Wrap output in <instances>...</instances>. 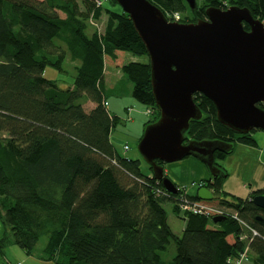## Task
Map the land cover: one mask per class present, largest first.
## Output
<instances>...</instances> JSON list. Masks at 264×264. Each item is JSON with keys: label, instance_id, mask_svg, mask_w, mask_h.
<instances>
[{"label": "trees", "instance_id": "1", "mask_svg": "<svg viewBox=\"0 0 264 264\" xmlns=\"http://www.w3.org/2000/svg\"><path fill=\"white\" fill-rule=\"evenodd\" d=\"M149 1L169 21L178 14V22L195 23L206 19L209 7L236 6L264 23V0H197L195 10L186 0ZM109 3L119 6L116 0ZM103 17L104 31L88 34L90 24ZM244 28L249 30L245 23ZM125 53L147 58L121 64V71L133 84V98L151 111L148 126L160 116L150 61L121 8L110 10L95 0H0V218L13 237L0 239L1 257L10 243L32 255L42 237H47V259L56 264H232L229 260L248 246L232 217L215 224L213 218L187 216L177 236L164 208L173 202L178 214L177 194H159L163 186L152 168L146 163L145 172L142 158L124 157L111 142L120 119L107 108L105 65L118 64ZM68 60L76 72L71 87L45 78L47 67L66 72ZM194 101L203 116L191 123L187 142L232 145L215 154L221 176L203 182L214 195L209 204L232 210L256 230L249 253L253 264H264V210L253 203L264 188L245 199L225 192L229 174L220 164L237 144L256 146V131L233 132L217 121L209 99L196 94ZM87 102L95 104L89 112ZM172 244L175 256L167 262L163 253Z\"/></svg>", "mask_w": 264, "mask_h": 264}, {"label": "water", "instance_id": "2", "mask_svg": "<svg viewBox=\"0 0 264 264\" xmlns=\"http://www.w3.org/2000/svg\"><path fill=\"white\" fill-rule=\"evenodd\" d=\"M146 47L151 86L159 119L146 126L138 143L141 158L152 168L153 178L172 195L178 186L165 175L164 164L188 157L201 160L212 178L221 176L215 165L216 152H229L232 145L219 141H189L186 133L203 114L194 101L196 94L215 106L217 121L241 135L264 132V23L247 8L226 10L209 7L206 19L195 23L169 21L149 0H116ZM195 10L196 0H186ZM244 23L249 26L245 30ZM199 200L211 202L207 188ZM264 210V196L253 199ZM226 217L213 218L215 224Z\"/></svg>", "mask_w": 264, "mask_h": 264}, {"label": "rangeland", "instance_id": "3", "mask_svg": "<svg viewBox=\"0 0 264 264\" xmlns=\"http://www.w3.org/2000/svg\"><path fill=\"white\" fill-rule=\"evenodd\" d=\"M106 7L110 10H115V8H117V11L120 12L119 6H114L110 3H107L105 5V8ZM105 23V18L96 23H91L88 29V34L94 32L95 29L103 32ZM139 61L146 62L147 58L135 57L131 54L125 53L122 54V56L119 58L118 67H114V69L112 70V63L110 62V60H107V66H109V69L107 71V86L105 89V97L107 99L106 104L108 106V110L110 111L111 115L116 116L120 119L118 125L113 129L111 133V136L115 140L113 141V144L119 150L121 155H123L124 157L135 159H141L138 151V143L145 132L146 124L153 119V116L147 115L149 109L133 98V84L127 79L126 76H124L119 65ZM74 66L75 64H72L68 60L65 65L66 72H59L53 67H47L45 69L44 76L46 79L55 81L59 85H63V81L65 83H71L76 74ZM136 107L138 109H136ZM255 131H257V133H262L261 130ZM125 145H127L130 150L125 151ZM238 157L243 156L241 152L236 149L234 154H232L231 156L232 160H230L229 158L230 162H228V168L232 172V174L227 178L228 182L225 186V189L239 198H246L250 192V188L261 189L264 187V167H258V165H254V163L251 162V164H248L249 166L244 167L245 169H242L243 171L239 170L237 164ZM194 159L204 164L199 159L188 157L180 162L166 164L165 168L170 170V177H179L186 174L191 175L192 171L194 170L191 161H193ZM141 167L145 172H147L148 168L144 161H142ZM173 205V202H166L164 208L171 222L176 221L179 225H182L183 223H185V220L175 214V212L173 211ZM175 230L178 229L175 227ZM4 236L8 237L9 240L13 239L9 227L4 225L0 218V239H2ZM46 244L47 237H42L40 242L34 249L32 255H28L19 246L10 243L4 250V256H0V264H56L54 260L47 259L44 252ZM174 256L175 246L174 244H172L168 248V250L163 253V257L165 261L170 262L172 261ZM253 262L254 255L252 253H249L241 264H253Z\"/></svg>", "mask_w": 264, "mask_h": 264}, {"label": "crops", "instance_id": "4", "mask_svg": "<svg viewBox=\"0 0 264 264\" xmlns=\"http://www.w3.org/2000/svg\"><path fill=\"white\" fill-rule=\"evenodd\" d=\"M115 11H117V8H115ZM104 18L106 20V17H103L102 19H104ZM119 66L121 67V65H119ZM114 67H118V64H113L112 63L111 69L113 70ZM108 69H109V66H107V62H106V65H105V84H106V86H107L106 76H107ZM60 82H62V81H60ZM72 84H73V80H72L71 83L70 82L69 83H65L63 81V85L61 84L59 86L61 88H67V87H71ZM84 108H85V110L87 112H89V111H91L92 109L95 108V104L92 103V102H87L84 105ZM107 108H108V106H107ZM136 109H138V108L136 107ZM109 113H110V111H109ZM253 137H254V139L257 142L256 146L252 147V146H247V145H244V144H237L235 146L234 151L232 152V154H234V152L237 149L238 151L241 152V154L243 156V157H238V160H237V164H238V169L239 170H242L244 167L249 166L248 164H251V162H253L254 165H258V167H261V166L264 167V133L263 132L262 133H257V131H256V133L253 134ZM110 138H111V142L113 143V141H115L114 138L112 136ZM125 146H127V145H125ZM129 150H130V148H129ZM232 154H230L229 157H226L223 161L220 162L221 166L224 167V169L228 172L229 175L232 174V172L228 168V166H229L228 162H230V160H232V158H231ZM229 158H230V160H229ZM191 162H192V166H193V169H194L192 171L191 175H187L186 174V175H181L179 177L172 176L173 177L172 178V177H170V175H171L170 174V170H168L167 168H165V175L168 176L178 187L185 189V191L187 192V194L189 196L195 197V196H197V192L199 190L195 185L197 183H203L205 181H208V180L212 179V175H211L209 169L204 164H202L200 161L194 159ZM227 182H228V179L224 183L223 190L225 192L233 195V196H236V195L228 192V190L225 189V186H226ZM255 190H258V189L250 188L249 189V191H250L249 194L252 191H255ZM243 199H245V198H243ZM173 211L175 212L174 206H173ZM175 214H177V213L175 212ZM177 216H178V214H177ZM168 223H169L171 229L173 230V232L177 236H181L182 235V233L185 230L186 223H183L182 225H179L176 221H172L171 222L169 216H168ZM175 227L178 230H175Z\"/></svg>", "mask_w": 264, "mask_h": 264}, {"label": "built area", "instance_id": "5", "mask_svg": "<svg viewBox=\"0 0 264 264\" xmlns=\"http://www.w3.org/2000/svg\"><path fill=\"white\" fill-rule=\"evenodd\" d=\"M97 5L99 6H105L107 3H109L110 0H95ZM180 20V16L178 14L174 15L173 21L178 22ZM147 115H151V111L149 110L147 112ZM125 151L129 150L128 146L124 147ZM198 189L203 188V183H197L195 185ZM182 193H177L176 197V205L178 209V215L182 218H185L190 215L194 216H203L207 218H214L218 216L223 217H232L239 221V224L243 228V232L240 235V241L247 242L248 246L244 249V251L240 254V256L236 259L229 260L232 264H241L243 260L248 256L249 253V244L251 241L256 237L257 233L254 228L249 226L246 222L239 219L238 214L233 212L232 210L220 206V205H213L209 204L208 201H202V200H193L185 190H182ZM158 193L163 196H170V193L166 191L164 188L161 190H158Z\"/></svg>", "mask_w": 264, "mask_h": 264}, {"label": "flooded vegetation", "instance_id": "6", "mask_svg": "<svg viewBox=\"0 0 264 264\" xmlns=\"http://www.w3.org/2000/svg\"><path fill=\"white\" fill-rule=\"evenodd\" d=\"M203 188H204V187H203ZM179 189L185 190V189H183V188L178 187V190H179Z\"/></svg>", "mask_w": 264, "mask_h": 264}]
</instances>
